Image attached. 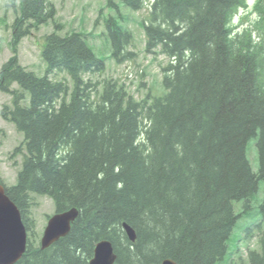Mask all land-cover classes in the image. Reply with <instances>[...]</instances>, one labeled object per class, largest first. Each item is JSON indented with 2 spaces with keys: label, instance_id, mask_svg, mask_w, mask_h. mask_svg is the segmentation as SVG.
Here are the masks:
<instances>
[{
  "label": "trees",
  "instance_id": "obj_1",
  "mask_svg": "<svg viewBox=\"0 0 264 264\" xmlns=\"http://www.w3.org/2000/svg\"><path fill=\"white\" fill-rule=\"evenodd\" d=\"M105 2L117 64L136 57L125 11L150 9L141 23L145 50L170 61L161 91L137 100L119 80L87 79L103 73L106 61L82 31L45 36V75L27 70L18 59L17 45L29 34L23 26L46 24L56 10L49 0H20L14 55L0 71V91L13 98L3 117L24 135L17 182L6 186L28 231L15 264H90L101 241L111 242L118 264H230L241 218L257 206L264 219V0L236 36L230 21L246 0ZM54 72L68 77L53 79ZM32 195L50 197L56 213L79 211L70 233L46 249L28 221ZM239 262L264 264V246Z\"/></svg>",
  "mask_w": 264,
  "mask_h": 264
},
{
  "label": "rangeland",
  "instance_id": "obj_2",
  "mask_svg": "<svg viewBox=\"0 0 264 264\" xmlns=\"http://www.w3.org/2000/svg\"><path fill=\"white\" fill-rule=\"evenodd\" d=\"M55 7L56 13L52 20L39 27L29 25L30 22L23 26V30L29 28V34L25 35L18 48V59L20 64L27 70L36 72L39 75H45L46 65L41 57V49L45 36L57 31L65 35L72 31H82L87 35L89 44L93 47L96 54L105 58L106 69L103 73H97L93 76L86 77L94 82L105 80H119L120 85L124 84L128 91L132 93L137 100H141L154 90L155 93L161 91V82L164 77V68L169 65L168 58L161 54L157 49L147 53L145 32L141 23L148 18L150 9L143 8L138 12L125 11L127 15L125 25L134 38L131 50L136 53L132 61L117 64L111 58V44L107 38L105 29V18L110 16L111 11L107 10L104 5L106 0H49ZM256 0H248L251 10L254 8ZM20 0H0V71L3 65L14 55L12 49L14 26L19 17ZM243 12L235 20V23L241 27L243 23ZM257 18L253 14L252 21ZM242 30V28H241ZM51 77L56 80L68 77L65 73L54 72ZM17 86H14L16 88ZM101 88L99 90L101 91ZM95 95V94H94ZM13 98L8 93L0 91V179L7 187L14 186L17 182L18 173L22 166L23 154H16V149L21 147L24 142V135L16 127L6 120L3 116L5 107H12ZM257 148H249L248 156L251 160L254 171L258 170ZM264 184H260L259 198L261 200L264 194ZM28 210V221L32 224L34 240L36 245L41 246V240L47 227L50 217L55 213V206L52 199L48 196L32 195ZM244 203H236L237 212L244 210ZM259 207L254 206L246 213L238 223V229L235 230L232 239L242 235L238 242H230V249L225 258L226 262L238 263L240 259L248 260L249 251L260 249V237L264 235V220L258 217ZM261 220V221H260ZM258 224H261L257 226ZM262 227L261 230L256 228ZM251 228V232L244 230ZM31 234V231H30ZM236 236V237H235ZM239 249V251H237ZM238 262H234V261ZM233 261V262H232ZM240 263V262H239ZM223 264V262L219 263Z\"/></svg>",
  "mask_w": 264,
  "mask_h": 264
},
{
  "label": "water",
  "instance_id": "obj_3",
  "mask_svg": "<svg viewBox=\"0 0 264 264\" xmlns=\"http://www.w3.org/2000/svg\"><path fill=\"white\" fill-rule=\"evenodd\" d=\"M79 211L75 208L54 214L45 228L41 247L49 248L59 239L67 236L72 224L77 219ZM123 227L132 241L136 240L135 230L128 224ZM27 230L22 214L17 205L7 195L6 188L0 183V264H15L24 255L27 248ZM117 255L109 241L99 242L94 249L90 264H118ZM153 264H178L172 259Z\"/></svg>",
  "mask_w": 264,
  "mask_h": 264
}]
</instances>
